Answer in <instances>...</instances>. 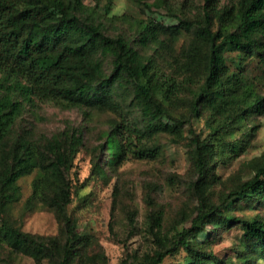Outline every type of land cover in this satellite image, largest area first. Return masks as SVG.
Listing matches in <instances>:
<instances>
[{"label": "trees", "instance_id": "obj_1", "mask_svg": "<svg viewBox=\"0 0 264 264\" xmlns=\"http://www.w3.org/2000/svg\"><path fill=\"white\" fill-rule=\"evenodd\" d=\"M82 0H0V215L9 203L17 201V180L36 170L29 205L40 202L54 210L63 224V239L42 237L24 231L1 218L0 228L8 230L17 243L25 245L37 262L44 257L59 264H70L85 254L92 243L77 231L76 222L66 215L71 190L66 179L72 160L83 143L78 129L63 130L38 145L17 138L4 150L5 139L20 115L23 100L37 98L61 107L84 106L100 111H135L138 119L124 114L112 121L100 145L103 166L113 167L128 157L154 159L160 146L152 139L164 132L180 134L186 117H177L172 107L190 90L187 103L191 115L209 109L214 119L209 137L192 133L187 155L194 170L191 181L195 205L176 237L169 244L163 230L161 210L146 219L147 233L156 242L153 252L120 264H161L178 249L187 256L186 264H258L264 261V214L240 217L230 213L233 206H264V154L253 175L238 183L218 202L211 199L214 165H225L246 149L253 127L246 123L253 115L264 114V96L246 75L242 61L257 58L264 67V0H229L222 7L218 0H203V13L195 20L177 18L173 27L154 21H140L137 39L142 46L155 43L154 54L144 55L134 42L122 35L111 36L101 21L80 15ZM147 5V4H146ZM147 6H150L149 4ZM218 27L213 28V20ZM192 29L205 47L192 45V52L203 53L201 80L190 88L188 79L166 74L162 68L160 35ZM227 52L237 55L230 58ZM109 59V71L105 61ZM232 65L234 68L232 69ZM236 66V67H235ZM11 92L22 100L13 99ZM133 224V219L130 218ZM241 229L238 262L227 261L202 248L203 233L213 235L233 226ZM82 257V258H83Z\"/></svg>", "mask_w": 264, "mask_h": 264}, {"label": "rangeland", "instance_id": "obj_2", "mask_svg": "<svg viewBox=\"0 0 264 264\" xmlns=\"http://www.w3.org/2000/svg\"><path fill=\"white\" fill-rule=\"evenodd\" d=\"M229 0H218L216 6L222 7ZM80 15L101 21L105 32L111 36L122 35L133 41L137 39V25L140 21L154 20L165 27L177 24V18L195 20L203 13V0H82ZM149 4L150 6H147ZM218 27L213 20V28ZM165 46L158 50L162 68L166 74H172L181 80L188 79L190 88L201 80L200 63L205 47L192 29H180L174 34L160 35ZM202 48L190 47L194 44ZM155 43L142 46L136 40L134 47L144 55L154 54ZM228 59L237 55L227 52ZM244 70L254 83L255 89L264 96V67L255 57L242 61ZM109 71V59L105 61ZM232 69L234 65L231 66ZM236 67V66H235ZM5 93L0 89V96ZM13 99L22 100L14 92ZM182 101L172 107L177 117H186L187 122L180 134L164 132L156 135L152 142L161 148L154 159H135L128 157L119 164L103 166L101 174L93 168L96 161H102L100 145L112 121L120 120L124 114L138 119L135 111L128 107L118 111H100L88 107H61L52 101L37 98L23 100V108L16 119L11 133L5 139L7 151L17 138H27L43 145L53 135L66 130L78 129L83 138L79 151L72 160L66 173L71 190V201L66 207V215L77 224L80 234L89 236L92 243L85 249L84 257L76 258L70 264H120L122 260H141L158 247L147 233L146 219L151 212L163 213L165 243L169 244L176 237L195 205L191 181L195 180L194 170L188 159V141L193 130L200 138L209 137L210 125L214 124L209 109H201L199 115H191L187 103L190 90L181 93ZM246 127H253L246 149L232 158L225 165H214L211 179V199L218 202L220 197L241 181L253 175L254 168L264 154V114L253 115ZM0 154V161H1ZM36 170L21 176L17 180L20 198L7 204L0 215L10 224L20 226L24 231L42 237L57 236L63 239V224L54 210L40 202L29 205L27 199L32 192V181ZM236 216L250 217L264 214L263 204L250 207L236 205L229 209ZM133 219V224L130 223ZM241 229L235 225L230 229L220 230L213 235L203 233L198 240L202 248L227 261L238 262L236 251L240 249ZM33 252L25 245L17 243L8 230L0 228V264H59L44 257L37 262ZM83 257V258H82ZM187 256L183 249L174 251L164 258L161 264H186ZM258 264H264L259 261Z\"/></svg>", "mask_w": 264, "mask_h": 264}]
</instances>
